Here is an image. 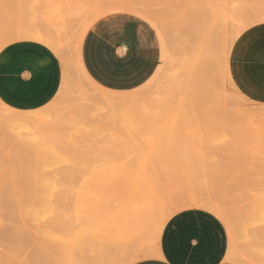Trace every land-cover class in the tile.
<instances>
[{
  "label": "rangeland",
  "instance_id": "374dc122",
  "mask_svg": "<svg viewBox=\"0 0 264 264\" xmlns=\"http://www.w3.org/2000/svg\"><path fill=\"white\" fill-rule=\"evenodd\" d=\"M124 10L146 17L162 60L144 86L111 94L78 68V49L99 15ZM262 23L264 0H0V51L41 33L56 43L50 48L62 62L67 57L70 75L64 72L66 87L52 103L25 112L35 117L31 131L3 125L7 109L0 102V264H71L78 232L111 217L126 237L114 248L115 261L154 259L166 222L186 209L209 211L224 223L223 264H264V105L235 90L227 55ZM6 127L18 134L7 136ZM18 181L24 187L13 185Z\"/></svg>",
  "mask_w": 264,
  "mask_h": 264
},
{
  "label": "crops",
  "instance_id": "0c3cea01",
  "mask_svg": "<svg viewBox=\"0 0 264 264\" xmlns=\"http://www.w3.org/2000/svg\"><path fill=\"white\" fill-rule=\"evenodd\" d=\"M144 18L124 10L93 21L78 49V66L90 82L119 94L137 90L152 79L161 65L162 47ZM250 31L246 36L254 37V42L242 61L244 78L235 68L243 37L229 52V80L245 99L264 105V23ZM63 77L61 58L44 44L17 41L0 51V101L12 110L33 112L47 107L59 94ZM228 251L224 223L209 211L186 209L166 222L157 258L133 264H223Z\"/></svg>",
  "mask_w": 264,
  "mask_h": 264
},
{
  "label": "bare ground",
  "instance_id": "6f19581e",
  "mask_svg": "<svg viewBox=\"0 0 264 264\" xmlns=\"http://www.w3.org/2000/svg\"><path fill=\"white\" fill-rule=\"evenodd\" d=\"M138 2V1H137ZM131 5V4H130ZM133 6V5H132ZM131 7V6H130ZM136 8H138L139 9V7L137 6ZM135 8V9H136ZM147 9H149V8H147ZM140 10H143V9H140ZM151 10V9H150ZM149 10V11H150ZM144 11V10H143ZM145 12H147L148 13V11L147 10H145ZM149 14H150V12H149ZM152 15V14H151ZM150 15V16H151ZM158 15V14H157ZM206 15H208V14H206ZM90 16V15H89ZM156 16V15H155ZM152 17V16H151ZM158 17H160V16H158ZM222 18V17H221ZM218 19H220V18H218ZM223 21H225L224 19H222ZM223 21H222V23H223ZM206 21H204V23H205ZM224 24V23H223ZM218 25V24H217ZM225 26V25H224ZM46 30V29H45ZM48 30V29H47ZM32 32V31H31ZM41 32V31H40ZM33 33H35L34 35H32ZM33 33H29L28 35H30V37L28 36V35H26V37L28 36V38H30V41L31 40H34L35 42H38V43H41V44H44V45H46V46H48L49 48L51 47L50 45H51V43L53 44L54 42H51L50 41V36H49V38L50 39H48L45 35H43V34H41V33H36V32H33ZM47 33V32H46ZM45 33V34H46ZM49 33V32H48ZM21 34V33H20ZM19 34V35H20ZM54 34V33H53ZM15 35V38H17V34H14ZM53 36V35H52ZM76 36V35H75ZM8 37V36H7ZM7 37H5V39L7 40L8 38ZM11 37V36H10ZM12 37H13V35H12ZM56 37V36H55ZM22 38V37H21ZM20 38V39H21ZM73 38V37H72ZM213 38H214V36H213ZM216 39H217V37H215ZM5 39H3V42L5 41V43H7L6 42V40ZM52 39H53V37H52ZM58 39H61V38H58ZM9 40V39H8ZM7 40V41H8ZM11 41H15V39L13 40V38H11L10 39ZM21 40H25V39H21ZM27 40V39H26ZM29 40V39H28ZM11 41H10V43H11ZM53 41V40H52ZM15 42H17V40L15 41ZM73 43V42H72ZM56 44V43H55ZM55 44H53L54 46H55ZM9 45V44H8ZM68 46V45H67ZM58 47V46H57ZM4 48V47H3ZM53 48V47H52ZM52 48H50V49H52ZM65 48H67L66 46H65ZM71 48V47H70ZM54 49V48H53ZM69 51H71V50H69ZM67 52V51H66ZM56 53V52H55ZM68 53V52H67ZM228 53V52H227ZM228 55V57H229V54H227ZM63 56V55H62ZM64 57H65V55L62 57L63 58V69H64V72L66 73V71H67V73H68V69L66 68V63H65V59H67V57L64 59ZM70 57V56H69ZM74 58V57H73ZM229 59V58H228ZM72 60V59H71ZM200 60H202V59H200ZM227 60V59H226ZM68 60H66V62H67ZM70 61V60H69ZM75 60H73V62H74ZM207 63V62H206ZM205 63V64H206ZM226 63H227V61H226ZM68 64H73L72 62L70 63V62H68ZM77 64V63H76ZM201 64H204V62L202 63L201 62ZM204 64V65H205ZM211 65V64H210ZM213 65V64H212ZM226 65L227 64H225V71H227V68H226ZM67 66H69V65H67ZM197 66H199V65H197ZM201 66V65H200ZM70 68H72V67H70ZM75 68V67H74ZM79 68V67H78ZM77 68V70L79 71V69ZM197 69V68H196ZM199 70V69H198ZM71 71V70H70ZM76 71V70H75ZM196 72H197V70H195ZM206 71H207V69H205V72L203 71L202 73H205L206 74ZM212 71V70H211ZM214 71V70H213ZM194 72V71H193ZM207 72H209V71H207ZM66 73V74H67ZM70 73H72V71L70 72ZM77 73V72H76ZM79 73V72H78ZM211 73V72H210ZM73 74V73H72ZM208 74V73H207ZM75 75V74H74ZM68 76L70 77V75H69V73H68ZM198 76V75H197ZM205 76H207V75H205ZM210 76V75H209ZM228 76V75H227ZM203 77H204V74H203ZM215 77V76H214ZM83 78V77H82ZM202 78V77H201ZM213 77H211V78H209V79H212ZM217 78V77H216ZM63 79H64V77H63ZM208 79V80H209ZM68 80H69V78H68ZM83 80V79H82ZM71 82V81H70ZM205 82H210V81H205ZM66 83V82H65ZM68 83V82H67ZM213 83V82H212ZM205 85H206V83H205ZM203 87H204V85H202ZM210 86V85H209ZM63 87H66V86H63V84H62V90H64V88ZM70 87V86H69ZM198 87V86H197ZM68 88V87H67ZM200 88V87H199ZM202 88V87H201ZM182 89H184V88H182ZM66 91V90H65ZM201 91V90H200ZM203 91V93H204V90H202ZM211 91H212V89H211ZM60 92H61V90H60ZM70 92V91H69ZM181 93H182V91H180ZM216 92V91H215ZM198 93V92H197ZM202 93V94H203ZM208 93H209V91H208ZM208 93H206V90H205V95L207 94L208 95ZM188 96V95H187ZM107 97V96H106ZM108 97H110V96H108ZM100 98V97H99ZM204 100H206V98H207V96L205 97L204 96ZM210 98V97H209ZM102 99V98H101ZM111 99V97L108 99V100H110ZM114 99V98H113ZM120 99H123V98H120ZM218 99V98H217ZM97 100V99H96ZM107 100V99H106ZM106 101L107 102V104L108 103H113V104H116L118 101H120V100H118V99H116L117 101ZM204 100H201V101H204ZM209 100V99H208ZM103 101V100H102ZM123 101V100H122ZM121 101V102H122ZM140 101V100H139ZM139 101H137V102H139ZM1 102V101H0ZM104 102V101H103ZM192 102V101H191ZM123 103V102H122ZM125 103H126V101H125ZM129 103V102H128ZM127 103V104H128ZM126 104V105H127ZM133 104V103H132ZM138 104V103H137ZM0 105H1V103H0ZM4 105V104H3ZM109 105V104H108ZM122 105V104H121ZM126 105H125V107H126ZM131 105V104H130ZM113 106V105H112ZM112 106H110V108H112ZM117 106H118V104H117ZM119 106H120V104H119ZM118 106V107H119ZM129 106V105H128ZM134 106V105H133ZM133 106H131V107H133ZM117 107V108H118ZM121 107V106H120ZM202 107V106H201ZM109 108V107H108ZM114 108V107H113ZM135 108V107H134ZM136 108H137V105H136ZM140 108V107H139ZM142 108V107H141ZM206 108V107H205ZM6 109H7V116H5L6 117V120H5V122H3L4 120H2V124L3 125H5L4 123H6V121L8 122V123H10V124H14L15 126L16 125H18V126H16L17 128H19L20 127V129H21V126L23 127V128H26L25 129V131H27L28 129L27 128H30V131H31V127H33V125L35 124V117H33V116H31V112L29 113L30 115H27V113H25V112H18V111H16V112H18V113H14V112H11V111H15V110H12V109H10L9 107H7L6 106ZM119 109V108H118ZM124 109V108H123ZM96 110V109H95ZM119 110H121V109H119ZM126 110H127V108H126ZM132 110H134V109H132ZM136 110V109H135ZM209 110V109H208ZM97 111V110H96ZM118 111V110H117ZM36 112H38V111H36ZM106 112V111H105ZM126 112V111H125ZM129 112H130V108H129ZM33 113V112H32ZM39 113V112H38ZM42 112H40V114H41ZM51 113V112H50ZM108 113V112H107ZM119 113V112H118ZM39 114V115H40ZM45 115V114H44ZM182 115V114H181ZM44 117H46V115L44 116ZM3 119V118H2ZM88 119V118H87ZM89 120H90V118H89ZM7 125V124H6ZM5 125V126H6ZM5 126H3V127H5ZM39 126V125H38ZM16 127H13L12 129H14L15 128V130H16V133H17V128ZM2 128V127H1ZM8 128V130L7 131H9L10 133H11V131L9 130L10 128L9 127H6V129ZM3 130V129H2ZM15 130L12 132V133H14L15 134ZM19 130V129H18ZM33 130H35V132L37 133V131H36V129H33ZM39 130H41V126H40V128H39ZM30 131H28V132H30ZM9 132H8V134H9ZM12 133L10 134V135H7V136H12ZM18 134V133H17ZM21 134V133H20ZM19 134V135H20ZM22 135V134H21ZM26 135H28L27 133H26ZM30 135V134H29ZM28 135V136H29ZM64 136V135H63ZM19 137V136H18ZM22 137H23V135H22ZM13 138H14V136H13ZM24 138V137H23ZM23 138H22V140H23ZM61 138H62V136H61ZM264 138V137H263ZM46 149H48L49 150V148H46ZM47 151V150H46ZM27 152V151H26ZM26 152H25V154H26ZM31 154V153H30ZM46 154V153H45ZM21 155H23L22 153H21ZM49 156V155H48ZM47 156V157H48ZM66 156V155H65ZM70 157V156H69ZM29 158V157H28ZM135 158V157H134ZM48 159V158H47ZM50 159V158H49ZM59 159H61L60 161H62L64 158H59ZM71 160V159H70ZM69 160V161H70ZM14 161V160H13ZM23 161H27V160H25V159H23ZM64 161L66 162V159H64ZM68 161V160H67ZM73 161V160H72ZM28 162H32L33 163V161L31 160L30 161V158H29V161ZM4 163H6V162H4ZM16 163V162H15ZM52 163V162H51ZM50 163V164H51ZM54 163V162H53ZM76 163H77V161H76ZM80 163H81V161H80ZM20 164H21V162H20ZM27 164V167H29V165H28V163H26ZM66 164V163H65ZM68 164V163H67ZM71 164V163H70ZM33 165V164H32ZM46 165V164H45ZM69 165V164H68ZM92 165V164H91ZM41 166V165H40ZM78 166V165H77ZM81 166L82 167H84L83 166V164H81ZM126 166V165H125ZM134 166V165H133ZM132 166V167H133ZM7 167V166H6ZM13 167V166H12ZM15 167V166H14ZM22 167H24L25 168V164H23V166ZM5 168V167H4ZM40 168H42V167H39V170L38 171H40ZM133 168H135V167H133ZM75 169V168H74ZM4 170V169H3ZM7 170V169H6ZM4 171L3 173H6L7 171H8V174H9V170H7V171ZM27 169H25V171H26ZM42 170V169H41ZM2 171V170H1ZM12 171V170H11ZM17 171H19V168H18V170ZM30 172H31V170H29ZM13 172V171H12ZM8 174H6V175H8ZM17 174V173H16ZM31 174V173H30ZM20 175V174H19ZM18 175V177H20ZM41 176V175H40ZM3 177V176H2ZM14 177V176H13ZM18 177H16V178H18ZM23 176L21 175V178H22ZM38 177V176H37ZM124 177H126V175L124 176ZM128 177H130V176H128ZM133 177V176H132ZM16 178H15V180L14 181H17L16 180ZM24 178H25V176H24ZM122 179H123V177H121ZM4 179H5V177H4ZM127 179H129V178H127ZM127 179H126V182L128 183V182H130V179H129V181H127ZM21 180V179H20ZM37 180H38V178H37ZM125 180V179H124ZM124 180H122L121 182H124ZM3 181V180H2ZM30 181V180H29ZM32 181H33V179H32ZM31 181V182H32ZM25 182H27L26 180H25ZM125 182V183H126ZM6 183V182H5ZM17 183H20L19 181L18 182H15L13 185L16 187V188H18L17 186H23L24 187V185H22V183H20L19 185L17 184ZM17 184V185H16ZM5 185V184H4ZM3 185V186H4ZM29 185V184H28ZM28 185H26L27 187H29ZM6 187V189L8 188V189H10L9 187H7V186H5ZM15 188V189H16ZM8 191V190H7ZM25 192V191H24ZM45 193V192H44ZM43 193V194H44ZM47 193V192H46ZM25 194H26V192H25ZM37 194V193H36ZM42 194V195H43ZM59 194V193H58ZM3 195V194H2ZM30 195V194H29ZM38 195V194H37ZM60 195V194H59ZM4 196V195H3ZM44 196H46V195H44ZM261 196H264L263 194L261 195ZM6 196H4V198H5ZM22 197H23V195H22ZM41 197V196H40ZM1 198V197H0ZM7 198V197H6ZM5 198V199H6ZM11 198V197H10ZM9 198V199H10ZM13 198V197H12ZM35 198H37V197H35ZM63 199V198H62ZM61 199V200H62ZM8 200V199H7ZM27 200V199H26ZM264 197H263V199H262V203H261V205H262V207H264ZM6 201V200H5ZM13 201V200H12ZM11 201V202H12ZM20 201V200H19ZM4 202V201H3ZM24 202V201H23ZM28 202V201H27ZM6 203V202H5ZM4 203V205H6ZM60 203H62V202H60ZM66 203V202H65ZM9 204V203H8ZM14 204V203H13ZM20 205H21V203H19ZM13 206V205H12ZM19 206V205H18ZM67 206V205H66ZM65 206V207H66ZM2 207H4V209L6 208L5 206H2ZM8 207V206H7ZM20 207V210H22V209H24V208H22V206H19ZM24 207V206H23ZM31 208V207H30ZM29 208V209H30ZM59 208V207H58ZM15 209H17V208H15V206H13V210L15 211ZM34 209V208H33ZM39 209H41V208H39ZM262 209V208H261ZM7 210V209H6ZM9 210H12V208H10L9 207V209L7 210L8 212H10ZM34 210H36V209H34ZM34 210H30L29 211V213H27V214H29V216H31L32 215V213L34 214ZM43 210V209H42ZM41 210V211H42ZM264 210V209H263ZM5 211V210H4ZM22 211H24V210H22ZM21 211V212H22ZM40 211V210H39ZM40 211V212H41ZM70 211H71V209H70ZM12 212V211H11ZM3 213V212H2ZM13 213V212H12ZM30 213H31V215H30ZM70 213V212H69ZM73 213V212H72ZM71 213V214H72ZM40 214H42V213H40ZM8 215H9V213H8ZM12 215V214H11ZM62 215V214H61ZM68 215V214H67ZM70 215V214H69ZM68 215V217H70ZM96 215V214H95ZM99 215H101V214H99ZM10 216V215H9ZM8 216V217H9ZM33 216V215H32ZM17 217V216H16ZM36 217V216H35ZM33 218V219H35L36 220V218ZM42 217V216H41ZM97 217H99L98 215H96V218ZM11 218L13 219L14 218V216L12 217L11 216ZM18 218V217H17ZM16 218V219H17ZM24 218V217H23ZM94 218V217H93ZM15 219V220H16ZM72 219V218H71ZM73 219H75V218H73ZM72 219V220H73ZM11 220V219H10ZM15 220H13V221H15ZM24 220L26 221V219L24 218ZM29 220V219H28ZM34 220V221H35ZM10 222V221H9ZM62 222V221H61ZM27 223V222H26ZM33 223V222H32ZM72 223H74V221L72 222ZM30 224V223H29ZM64 224V223H63ZM68 224H69V222H68ZM78 224V223H77ZM67 225V224H66ZM27 226V225H26ZM34 227V226H33ZM77 227H79L78 225H77ZM77 227H73V228H70V225H69V228L72 230V229H74V228H77ZM68 229V228H67ZM67 229H64V231L65 230H67ZM37 230V229H36ZM68 231V230H67ZM65 233V232H64ZM123 238H126L125 237V235L123 234V230H122V228H121V226H120V224L113 218V217H111V218H107V219H100L97 223L95 222L94 223V225H93V227H90V228H87V229H83V230H81V231H79L78 232V238H77V240L74 242V244L72 245V247H71V249H69V251H68V253H69V255H70V262H71V264H116V262H118L117 260L115 261V259L116 258H114L113 257V255H114V248L115 247H117V246H119L121 243H123ZM124 245V244H123ZM121 248V247H120ZM119 247H118V251L117 252H119V249H120ZM117 250V249H116ZM143 251H145V250H142V253H143ZM147 251V250H146ZM154 251V250H153ZM138 252H141V250L140 251H138ZM154 252H156L155 254L156 255H158V253H159V248H157V249H155V251ZM137 253V252H136ZM135 253V254H136ZM145 253V252H144ZM151 253V252H150ZM127 254V253H126ZM138 254V253H137ZM136 254V255H137ZM146 255H149L148 253H145ZM144 254V255H145ZM153 254V253H152ZM151 254V255H152ZM119 255V254H118ZM143 255V256H144ZM145 255V256H146ZM149 256V257H152V256ZM125 256V255H124ZM127 256L128 255H126V258H127ZM144 256V257H145ZM154 256V255H153ZM119 257H120V255H119ZM121 257H123V256H121ZM133 257V256H132ZM122 260V259H121ZM124 260V259H123ZM120 261V260H119ZM129 261V260H128ZM121 262V261H120ZM119 263V262H118ZM117 263V264H118ZM123 263V262H122ZM134 263V262H133ZM132 263V264H133ZM120 264V263H119Z\"/></svg>",
  "mask_w": 264,
  "mask_h": 264
},
{
  "label": "snow or ice",
  "instance_id": "6c2138e0",
  "mask_svg": "<svg viewBox=\"0 0 264 264\" xmlns=\"http://www.w3.org/2000/svg\"><path fill=\"white\" fill-rule=\"evenodd\" d=\"M254 42V37L251 35L244 37L239 44V56L237 57V62L235 64V68L239 70V75L241 78H244V70H243V65L242 61L244 60L245 56L244 54L249 51L251 45ZM242 87L244 86L243 84L241 85Z\"/></svg>",
  "mask_w": 264,
  "mask_h": 264
}]
</instances>
